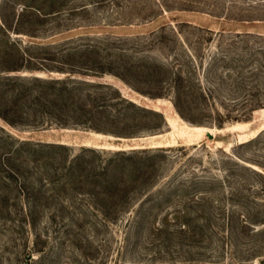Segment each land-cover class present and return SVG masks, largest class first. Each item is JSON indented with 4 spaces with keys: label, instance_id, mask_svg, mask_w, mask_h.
I'll list each match as a JSON object with an SVG mask.
<instances>
[{
    "label": "trees",
    "instance_id": "trees-1",
    "mask_svg": "<svg viewBox=\"0 0 264 264\" xmlns=\"http://www.w3.org/2000/svg\"><path fill=\"white\" fill-rule=\"evenodd\" d=\"M15 1L3 0L0 4V118L12 127L44 130L54 125L62 128L84 126L107 134L110 131L102 125L130 119L128 114L136 119L155 116L164 120L160 112L136 105L109 84L73 77L78 73L77 69L90 76L114 75L152 98H162L170 89L179 115L201 127L210 125L223 129L227 122L248 121L254 112L264 109V34L208 30L194 44L182 40L184 52L182 58L176 60L174 68L137 59L133 51L143 45L124 43L128 39L89 43L60 51L32 42L22 45L13 39L12 33L39 38L41 33L48 31L49 22L62 18L68 12L72 13L71 10L75 8L67 10L71 0ZM17 5L21 10L17 9ZM91 5L84 4L79 10L88 13ZM246 6L264 5L261 1L235 6L220 2L205 13L231 23H264V18L228 17L233 7H239L240 13H244L243 7ZM60 26L58 24L57 27ZM175 30L177 34L180 33L177 28ZM157 34L153 33V36ZM214 42L216 44L212 45ZM205 44L210 45L206 54ZM33 48L43 53L33 52ZM41 61L42 66H38L37 62ZM43 69L70 75L57 78L11 75ZM138 85L146 86L149 92L140 90ZM118 106H125L122 107L124 110L118 109ZM116 107L120 113L118 116L113 114ZM206 117H212V122H205ZM133 134L121 133L128 136ZM5 136L11 142L8 143ZM4 140L7 143H3ZM0 145V173L3 174L0 179V209L10 208V193L26 196L28 201H32L29 206L23 207L21 202L15 206L33 228L44 208L40 201L48 203L58 193L71 195L75 205L79 204L78 200L88 202L94 215L101 216V223L92 222L96 223L93 225L100 232L109 224L118 222L122 214L130 213L127 209L131 207V193L140 184L148 189L156 173L153 170L156 165L151 158L149 165H142L143 170H137L141 154L150 153L149 150L116 152L101 167L95 161H101L104 152L93 148H83L80 155L71 158V149L65 144L33 145L14 139L3 129H0ZM9 145L10 150L6 152ZM237 147L248 150L255 158L250 163L260 169L246 164L237 165L243 170L234 168L228 170L224 177L203 178L201 181L203 184H227L231 189L230 205L198 203L193 208L186 207L184 211L173 213L175 222L180 223L177 229L171 228L168 218L153 229L161 236L197 238L202 245L199 259H196L198 264H264V164L261 162L264 161V131ZM24 148L30 153L37 152L36 148H40L42 154L46 153V156L43 155L45 170H23L24 160H28ZM156 152L151 151L152 154ZM5 160L14 161L13 166H7ZM127 163L133 164L132 170H126L129 169ZM35 174L38 175L37 181L32 180ZM21 175L24 177L22 184L18 183ZM15 199L19 200L18 197ZM60 207L63 213L71 214L72 206L63 204ZM192 215L199 216L195 226L191 224ZM134 219H128L127 223L137 224L141 230L144 220ZM41 237L38 233L37 238ZM208 245L215 247L211 255L207 252ZM39 253L37 257L30 254V261L45 262L46 256L42 255L45 252Z\"/></svg>",
    "mask_w": 264,
    "mask_h": 264
},
{
    "label": "rangeland",
    "instance_id": "rangeland-1",
    "mask_svg": "<svg viewBox=\"0 0 264 264\" xmlns=\"http://www.w3.org/2000/svg\"><path fill=\"white\" fill-rule=\"evenodd\" d=\"M2 1L0 0V4ZM257 1L264 5V0H71L67 10L75 8L71 10L73 12L49 22L48 31L41 33L39 38L14 33L12 37L22 45L32 42L58 51L82 47L89 43H112L119 42V39L120 41L128 39V42L126 40L124 43L132 45L135 42L143 45L133 51L137 59L176 68V60L182 58L184 52L182 40L194 44L205 36L208 30L219 32L226 29L264 34V23H231L205 13L213 9L215 3L221 2L224 5L228 2L235 6ZM15 2L19 3L22 0ZM84 4H92L88 13L79 10ZM243 8L245 12L240 13L239 7H233L228 17L264 18V6ZM17 9L21 10L20 5H17ZM58 24H61L59 28ZM175 28L179 30V34ZM153 33L158 34L153 36ZM154 41L156 43L151 44ZM215 44L216 42L212 45ZM209 47L210 45L205 44V54ZM33 52L43 53L36 48H33ZM41 64L42 61L37 62L38 66ZM77 71L73 77L109 84L136 105L160 112L164 120L155 116L136 119L128 114L130 119L102 125L110 131L105 134L84 126L62 128L54 125L44 130L15 128L0 118V129L14 139L28 141L33 145L65 144L71 149V158L80 155L83 148L102 151L104 152L102 160L95 161V164L98 163L101 167L105 166L116 152L149 150L150 153L141 154L137 170H143L142 165H149L151 158L156 165L153 169L156 173L152 184L148 189L146 187L144 189L142 184L138 185L130 196L131 207L127 209L130 213L122 214L118 222L109 224L100 232H97L94 226L96 223L92 222L101 223V216L94 215L88 202L78 200L79 204L75 205L71 195H57L58 193L48 203L45 200L40 201L44 208L33 228L29 224L30 221L24 220L15 206L21 202L23 207H27L32 201L18 193H10L11 200L8 202L10 208L0 209V264H198L196 259H199L201 252L199 248L202 245L197 238L161 236L153 232V229L162 225L166 218L170 221L171 228L177 229L180 223L175 222L173 213L177 210L184 211L186 207L193 208L198 203L230 205L231 189L227 184L216 182L203 184L201 181L203 178L224 177L228 170L234 168L243 170L237 165L246 164L259 168L250 163L255 159L253 155L237 146L256 138L264 131V109L254 112L248 121L227 122L223 129L210 125L201 127L187 122L179 115L170 89L162 98H152L114 75L105 74L99 77L90 76L83 70ZM11 75L57 78L70 74L43 69ZM138 88L149 92L146 86L138 85ZM122 107L118 106V109L124 110ZM129 107L134 111L131 106ZM113 114L117 116L120 114L117 107ZM205 120L212 122V117L210 119L206 117ZM125 132L134 134L121 135ZM4 138L6 140L7 136ZM11 145L6 152L10 150ZM0 146L2 148V145ZM24 149L28 160H24L23 170H45L46 153L42 154L40 148H36L37 152L32 153ZM159 149L164 151L158 152ZM151 151L157 152L152 154ZM13 162L5 160L10 167L13 166ZM261 162L264 164V161ZM127 164L129 169L126 170H132L133 164ZM2 178L3 174L0 173V179ZM32 180L37 181L38 175L35 174ZM23 181L24 177L21 175L18 183L22 184ZM16 197L19 200H16ZM63 204L72 206L71 214H65L60 210ZM134 217L140 221L144 220L141 230L137 224L135 227L134 224L127 223L128 219L131 221ZM190 217L193 218L191 224L194 226L198 224L199 216ZM38 233L42 236L40 239L37 238ZM213 248L215 247L208 245V254H212ZM39 252H45L42 253L44 257L46 256L45 262H31L28 256L33 254L37 257L41 254Z\"/></svg>",
    "mask_w": 264,
    "mask_h": 264
}]
</instances>
